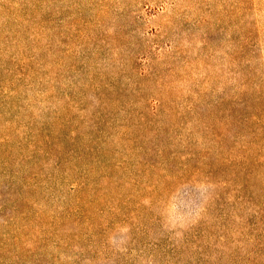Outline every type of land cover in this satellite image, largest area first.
<instances>
[{
    "label": "rangeland",
    "instance_id": "rangeland-1",
    "mask_svg": "<svg viewBox=\"0 0 264 264\" xmlns=\"http://www.w3.org/2000/svg\"><path fill=\"white\" fill-rule=\"evenodd\" d=\"M0 264H264V0H0Z\"/></svg>",
    "mask_w": 264,
    "mask_h": 264
}]
</instances>
